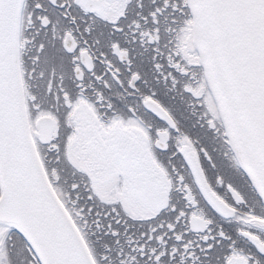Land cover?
Instances as JSON below:
<instances>
[{
    "label": "snow or ice",
    "instance_id": "6c2138e0",
    "mask_svg": "<svg viewBox=\"0 0 264 264\" xmlns=\"http://www.w3.org/2000/svg\"><path fill=\"white\" fill-rule=\"evenodd\" d=\"M0 264H264V0H0Z\"/></svg>",
    "mask_w": 264,
    "mask_h": 264
}]
</instances>
